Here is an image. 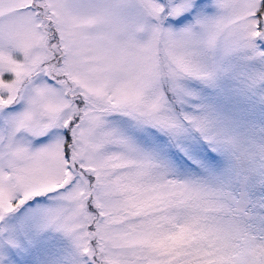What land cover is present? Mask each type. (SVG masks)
<instances>
[{
    "label": "snow or ice",
    "instance_id": "snow-or-ice-1",
    "mask_svg": "<svg viewBox=\"0 0 264 264\" xmlns=\"http://www.w3.org/2000/svg\"><path fill=\"white\" fill-rule=\"evenodd\" d=\"M0 264H264V0H0Z\"/></svg>",
    "mask_w": 264,
    "mask_h": 264
}]
</instances>
